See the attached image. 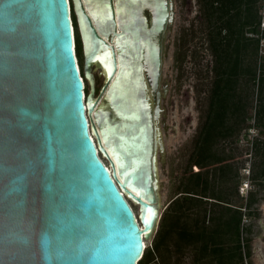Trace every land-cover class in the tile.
I'll use <instances>...</instances> for the list:
<instances>
[{
	"label": "water",
	"instance_id": "obj_1",
	"mask_svg": "<svg viewBox=\"0 0 264 264\" xmlns=\"http://www.w3.org/2000/svg\"><path fill=\"white\" fill-rule=\"evenodd\" d=\"M174 18L175 0H0V264L142 259Z\"/></svg>",
	"mask_w": 264,
	"mask_h": 264
},
{
	"label": "trees",
	"instance_id": "obj_2",
	"mask_svg": "<svg viewBox=\"0 0 264 264\" xmlns=\"http://www.w3.org/2000/svg\"><path fill=\"white\" fill-rule=\"evenodd\" d=\"M202 4L213 57L208 108L195 139L186 182L179 187V196L169 207L172 210L162 216L152 246L145 249L138 264H170L173 254L182 256L188 248L194 253L195 264H244L243 208L251 210L259 199L251 188L246 204H233L227 185L233 184L238 194L239 171L232 165L234 156L220 151L219 145L237 138L253 119L248 89L254 91L256 86L255 123L248 130L260 129L264 137V65L259 77L257 65L260 40L247 36L257 33L260 0H202ZM76 53L78 57L77 42ZM252 155L260 163L250 168L249 181L252 187L256 182L264 189V139L254 140ZM208 202L223 210L211 216V209L207 216L208 211L201 209Z\"/></svg>",
	"mask_w": 264,
	"mask_h": 264
},
{
	"label": "rangeland",
	"instance_id": "obj_3",
	"mask_svg": "<svg viewBox=\"0 0 264 264\" xmlns=\"http://www.w3.org/2000/svg\"><path fill=\"white\" fill-rule=\"evenodd\" d=\"M263 2V0H260L259 16H261L262 9L264 10ZM71 17H73L72 25H74L76 32L75 55L83 74L84 52L82 39L74 12ZM206 19L202 0H175V18L167 35V49L163 64L162 87H166L167 92L162 99L164 116L161 121L165 155L159 157L162 216L170 209L169 207H172V202L179 196V187L186 182V171L194 151L195 139L208 108V97L213 81V57L209 48L208 22ZM247 36L257 38L250 33ZM261 55L262 58L257 60L258 77L260 75L259 68L264 65V53ZM85 83V92L88 94L89 87L86 81ZM97 83L96 92L99 91V86L103 83L102 77L97 78ZM253 90L252 88L248 89L253 105L249 113L253 119L247 122L246 127L243 128L237 138L221 142L219 149L234 156L232 165L234 170L239 171L238 194L235 193L233 184L227 185L233 204L239 206L246 204L247 192L249 193L251 188L252 192L256 193V198L259 199V202L251 210L243 208L246 217H243L241 241L243 253L247 254L250 250V255L244 257V264H264V189L256 182H253L252 187L249 182V189L242 190L245 182L249 181L244 169L257 167L260 163V159L252 155L253 142L256 138L264 139L261 136L260 129L248 130L250 129L248 126L252 127L255 123L258 86ZM242 192L247 197H244L241 194ZM208 203L202 204L201 209L202 211H208L207 216L211 209V216L215 212L217 215L220 210H223L220 205L211 206V203ZM133 209L137 213L135 206H133ZM185 218L187 220V217ZM247 229H251V232H247ZM153 239L150 241L145 240L149 248L152 246ZM194 257L192 249L188 248L182 256L173 254L170 264H195ZM210 264L212 263L210 262Z\"/></svg>",
	"mask_w": 264,
	"mask_h": 264
},
{
	"label": "built area",
	"instance_id": "obj_4",
	"mask_svg": "<svg viewBox=\"0 0 264 264\" xmlns=\"http://www.w3.org/2000/svg\"><path fill=\"white\" fill-rule=\"evenodd\" d=\"M263 5H264V2H263ZM251 35H254L255 37H257L260 40V45H259V58L261 59L262 58V55L261 54L264 53V47H263L264 46V10L263 9H262V13H261V16H260V23H259L258 28H257V33L256 34L252 33ZM85 88H86V84H85ZM85 95H86V93H85ZM244 172L246 173V175L249 178V176H250V169H244ZM249 182L250 181H246L245 182V184L242 186V190H245L246 191V190L249 189V187H250V183ZM241 194L244 197L246 196V195H244L243 192ZM247 194H248V192H247ZM245 217H246V214L244 215V218ZM244 257H245V255H244Z\"/></svg>",
	"mask_w": 264,
	"mask_h": 264
},
{
	"label": "bare ground",
	"instance_id": "obj_5",
	"mask_svg": "<svg viewBox=\"0 0 264 264\" xmlns=\"http://www.w3.org/2000/svg\"><path fill=\"white\" fill-rule=\"evenodd\" d=\"M94 119V118H93ZM92 132V131H91ZM162 134H163V132H162ZM160 197H161V194H160ZM160 204L162 205V200L160 201ZM137 208V207H136ZM134 210V209H133ZM134 212H135V210H134ZM135 214H136V216H137V218H138V208H137V213L135 212ZM145 240V239H144ZM145 246H146V242H145ZM147 247H145V249H146Z\"/></svg>",
	"mask_w": 264,
	"mask_h": 264
},
{
	"label": "flooded vegetation",
	"instance_id": "obj_6",
	"mask_svg": "<svg viewBox=\"0 0 264 264\" xmlns=\"http://www.w3.org/2000/svg\"><path fill=\"white\" fill-rule=\"evenodd\" d=\"M97 78H99L98 74H96V81H97ZM97 85H98V83H97ZM244 255H245V257H247L246 253H244Z\"/></svg>",
	"mask_w": 264,
	"mask_h": 264
},
{
	"label": "clouds",
	"instance_id": "obj_7",
	"mask_svg": "<svg viewBox=\"0 0 264 264\" xmlns=\"http://www.w3.org/2000/svg\"><path fill=\"white\" fill-rule=\"evenodd\" d=\"M146 247H148V246L146 245Z\"/></svg>",
	"mask_w": 264,
	"mask_h": 264
}]
</instances>
